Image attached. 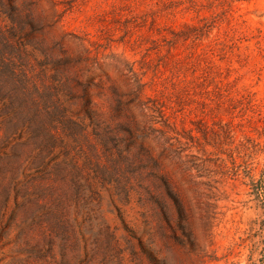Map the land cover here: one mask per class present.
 <instances>
[{
	"label": "rangeland",
	"instance_id": "rangeland-1",
	"mask_svg": "<svg viewBox=\"0 0 264 264\" xmlns=\"http://www.w3.org/2000/svg\"><path fill=\"white\" fill-rule=\"evenodd\" d=\"M0 264H264V0H0Z\"/></svg>",
	"mask_w": 264,
	"mask_h": 264
}]
</instances>
